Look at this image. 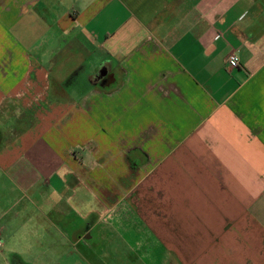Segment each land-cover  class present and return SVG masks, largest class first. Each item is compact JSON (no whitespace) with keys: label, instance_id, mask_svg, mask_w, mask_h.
Masks as SVG:
<instances>
[{"label":"crops","instance_id":"obj_1","mask_svg":"<svg viewBox=\"0 0 264 264\" xmlns=\"http://www.w3.org/2000/svg\"><path fill=\"white\" fill-rule=\"evenodd\" d=\"M4 182L5 264H264V0H0Z\"/></svg>","mask_w":264,"mask_h":264},{"label":"rangeland","instance_id":"obj_2","mask_svg":"<svg viewBox=\"0 0 264 264\" xmlns=\"http://www.w3.org/2000/svg\"><path fill=\"white\" fill-rule=\"evenodd\" d=\"M22 127H20L19 130H21ZM8 184H6V182L2 183V188L3 191L0 190V209L3 208V205L9 201L11 198L15 197L14 193L11 192L10 186H7ZM6 189V190H5ZM1 245H0V252H1ZM5 260H9V256L5 255H1L0 253V264H5Z\"/></svg>","mask_w":264,"mask_h":264},{"label":"built area","instance_id":"obj_3","mask_svg":"<svg viewBox=\"0 0 264 264\" xmlns=\"http://www.w3.org/2000/svg\"><path fill=\"white\" fill-rule=\"evenodd\" d=\"M226 64L230 70L237 68L240 65L239 57L235 53L230 54L226 59ZM2 244L3 241L0 238V245L2 246Z\"/></svg>","mask_w":264,"mask_h":264}]
</instances>
